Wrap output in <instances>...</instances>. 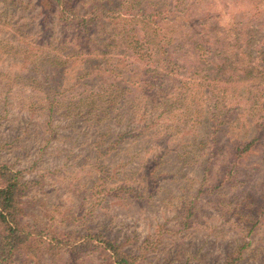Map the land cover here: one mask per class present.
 <instances>
[{
    "label": "rangeland",
    "instance_id": "1",
    "mask_svg": "<svg viewBox=\"0 0 264 264\" xmlns=\"http://www.w3.org/2000/svg\"><path fill=\"white\" fill-rule=\"evenodd\" d=\"M21 1L0 0V163L26 182L30 219L60 236L103 233L133 253L151 244L145 264H224L238 251L237 264H264V128L253 115L224 109L219 122L204 121V96L158 129L153 93L132 88L106 114L90 100L112 85L85 72L104 63V40L119 42V28L92 25L71 42L42 24L37 0ZM254 136L259 146L237 160L235 143ZM25 256L13 264H31Z\"/></svg>",
    "mask_w": 264,
    "mask_h": 264
},
{
    "label": "trees",
    "instance_id": "2",
    "mask_svg": "<svg viewBox=\"0 0 264 264\" xmlns=\"http://www.w3.org/2000/svg\"><path fill=\"white\" fill-rule=\"evenodd\" d=\"M10 5L15 8L22 1L10 0ZM37 5L42 24L72 34L71 42L79 40L92 25L119 28L115 34L119 42L112 36L104 40L106 49L99 53L107 56L102 58L104 63H95L85 72L112 85L108 90L102 87L90 100L96 105L100 98L106 114L119 110L112 106L127 93L140 91L146 100L153 93L155 125L175 116L176 111L184 114L207 96L211 109L204 121L219 122L227 109L253 115L255 129L264 128V24L260 23L264 22V0H37ZM224 19L226 25H218ZM116 47L119 57L111 63ZM172 78L176 85L163 92L157 90ZM130 98L122 99L128 103ZM132 101L133 106L140 104L138 96ZM260 142L258 136L247 142L238 140L233 155L242 160ZM25 188L20 173L0 163V264H13L22 255L31 264H83V255H94L99 264H145L151 244L133 253L103 233L60 236L30 219L23 199ZM239 261L238 251L224 264Z\"/></svg>",
    "mask_w": 264,
    "mask_h": 264
}]
</instances>
